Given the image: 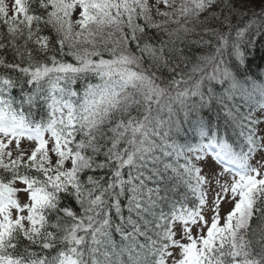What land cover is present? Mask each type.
Here are the masks:
<instances>
[{"label": "snow or ice", "instance_id": "obj_1", "mask_svg": "<svg viewBox=\"0 0 264 264\" xmlns=\"http://www.w3.org/2000/svg\"><path fill=\"white\" fill-rule=\"evenodd\" d=\"M257 57L264 0H0V264H264Z\"/></svg>", "mask_w": 264, "mask_h": 264}, {"label": "trees", "instance_id": "obj_2", "mask_svg": "<svg viewBox=\"0 0 264 264\" xmlns=\"http://www.w3.org/2000/svg\"><path fill=\"white\" fill-rule=\"evenodd\" d=\"M155 17V16H154ZM156 20H161L158 19L157 17H155ZM177 25L175 24H169L168 27L169 28H174ZM161 35L163 36L164 33L163 31H161ZM166 38V37H165ZM251 71L254 75V77H258L260 75H264V62H262L258 57L255 59V61L251 64ZM93 82L95 83L96 81L93 80Z\"/></svg>", "mask_w": 264, "mask_h": 264}, {"label": "rangeland", "instance_id": "obj_3", "mask_svg": "<svg viewBox=\"0 0 264 264\" xmlns=\"http://www.w3.org/2000/svg\"><path fill=\"white\" fill-rule=\"evenodd\" d=\"M179 2H180V0H176L177 5L179 4ZM6 3H8L9 6H10V8H11V6H12L13 3H14V0H6ZM149 3H150V4H155V0H149ZM159 7H160V10H161V11H171V9H166V8L164 7L163 4H160ZM153 14H154V16L157 17L158 19H161V20H164V19H165V18L162 17V16H156V15H155V11H154ZM26 143H27L26 141H22V142H21L22 146H26ZM253 164H255V160L253 161ZM231 206H232L231 204H228L227 206L222 205V208H223L224 211H227L228 209L231 208ZM224 211H222V215L224 214ZM194 234H195V230H194Z\"/></svg>", "mask_w": 264, "mask_h": 264}]
</instances>
